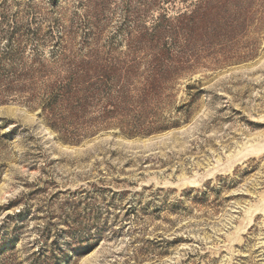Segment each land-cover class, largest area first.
Segmentation results:
<instances>
[{"label":"rangeland","instance_id":"obj_1","mask_svg":"<svg viewBox=\"0 0 264 264\" xmlns=\"http://www.w3.org/2000/svg\"><path fill=\"white\" fill-rule=\"evenodd\" d=\"M0 264H264V0H0Z\"/></svg>","mask_w":264,"mask_h":264}]
</instances>
